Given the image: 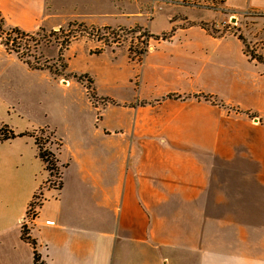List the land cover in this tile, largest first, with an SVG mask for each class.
Returning <instances> with one entry per match:
<instances>
[{
	"label": "crops",
	"instance_id": "obj_1",
	"mask_svg": "<svg viewBox=\"0 0 264 264\" xmlns=\"http://www.w3.org/2000/svg\"><path fill=\"white\" fill-rule=\"evenodd\" d=\"M53 1L44 0L49 7ZM226 2L264 7V0ZM83 3H73L63 25L103 28L113 20L117 28L145 27L140 11L93 13ZM116 15L136 21L126 27ZM177 22L163 33L170 39L145 52L139 64L126 57L133 70L126 84L130 95L99 98L108 103L95 113L94 128L70 124L61 188L46 184L26 134L49 125L14 128L0 120L16 136L0 142V264H35L34 252L44 264H216L224 247L239 244V231L264 232V110L245 101L264 92L247 87L264 76L263 64L250 60L241 41L242 49L232 37L202 30L214 42H234L240 52L234 54L251 70L249 78L236 71L224 79L218 52L188 47L186 35L196 25ZM75 42L62 55L63 77H73L59 83L82 90L77 75L68 72ZM17 64L24 75H46ZM10 105L0 99L11 117L17 110ZM99 156L106 157L103 170L97 169ZM38 193L41 202L27 221ZM26 225L35 248L22 239Z\"/></svg>",
	"mask_w": 264,
	"mask_h": 264
},
{
	"label": "rangeland",
	"instance_id": "obj_2",
	"mask_svg": "<svg viewBox=\"0 0 264 264\" xmlns=\"http://www.w3.org/2000/svg\"><path fill=\"white\" fill-rule=\"evenodd\" d=\"M83 1L93 7L95 10L93 13L132 14L140 11L145 18L138 21L145 23V27L117 28L113 20L108 27L109 30H104L106 27L82 25L96 31L119 32L118 46L111 36L105 39L87 38L83 35L67 40V34L72 28L70 25L76 22L64 25L62 23L66 21L65 16L71 13L73 3L84 4ZM103 15L98 17H106ZM117 15L113 17L120 18L117 22L126 27L136 21L127 15L119 17ZM186 17L194 22L187 23ZM176 20L178 24L182 22L180 23L182 27L196 25L190 28L191 32L186 35V39L190 41L188 47L196 45L218 52L220 63L217 70L224 79L230 78L236 71L249 78L251 70L234 54L240 53L234 42L217 43L200 31L208 30L207 32L214 33L215 37H232L239 42L241 49L242 45L237 36H242L251 50L264 59V7L232 6L227 4L226 0H54L50 7L44 0H0V30L7 32L17 29L31 35L27 37L12 33L6 36L5 32L0 34V48L5 50L0 56V99L12 104L10 106L17 110V114L10 117L0 108V120L8 119V124L14 128L49 125L51 131L45 127L26 134L33 138L34 143L36 137L44 149L54 152L62 165L64 153L67 154L68 143L72 138L69 133L70 124L94 128L95 113L100 114L103 105L108 103L99 98L122 99L123 96L126 98L130 95L126 84L131 80L133 70L127 66L126 57L139 64L142 57L152 50L155 44L170 39V35L163 33L171 31L172 23ZM57 22L61 23L60 27L50 28ZM79 31L80 29L76 30V33ZM151 32L158 36H153ZM144 34L146 35L143 36ZM182 37L185 38L184 35ZM7 39L9 44H12V49L18 50L23 59L6 50L3 43L5 44ZM73 41H76L71 49L74 62L68 72L77 75V78L80 76L89 78L95 90L87 78L80 81L83 91L77 87L66 89L60 86L59 81L73 77H63L65 60L60 55H63L64 50ZM91 42L94 44H90ZM99 50H104L100 56L90 55L91 51ZM140 52L142 54H138ZM25 61L40 68L39 70L44 71L47 76L41 73L35 76L24 75L17 62L35 71L28 67ZM24 85L30 88L26 89ZM247 87L264 91V76L258 82L248 81ZM88 98L97 108V112L92 110L90 104L88 105ZM245 101L264 110V92L248 97ZM113 121L116 122L117 119ZM3 125L5 124L0 122V127ZM7 129L12 131L9 127ZM4 133L8 135L7 131ZM88 138L95 144L92 142V135ZM35 149L38 153L36 145ZM93 153L98 154L96 150ZM96 159L97 169L103 170L107 167L106 157L99 156ZM43 170L47 178L46 184L50 180L49 186L59 188L61 172L58 170L57 175L54 177L52 175L53 178L49 179L44 165ZM64 171L65 168L62 171V178ZM65 176L69 178V173L67 172ZM41 199V193L35 194L31 201L32 205L27 210V221L33 218ZM239 239L241 243L238 245H228L219 252L221 255L217 256L219 262L216 264H262L264 232L239 231Z\"/></svg>",
	"mask_w": 264,
	"mask_h": 264
},
{
	"label": "trees",
	"instance_id": "obj_3",
	"mask_svg": "<svg viewBox=\"0 0 264 264\" xmlns=\"http://www.w3.org/2000/svg\"><path fill=\"white\" fill-rule=\"evenodd\" d=\"M82 25L83 24L76 22V23L70 25V27H73V26L85 27V26H82ZM201 28H203V27L201 26ZM104 30H109V28L106 27V28H104ZM206 31H208V30H206ZM4 32L2 30H0V34L4 33ZM12 33H16V34H19L21 36H27V37L31 36V35H29L27 33L25 34L24 32H21V31H19L17 29H13V30L7 31V32H5V35L6 36H10V34H12ZM212 35L215 36L214 33ZM237 38H238L239 41L242 42L244 53L250 58V60H253V61H255V62L259 63V64H263L264 65L263 57L261 55H257L253 51V49L251 50V48L249 47V44H247L246 40L242 36H237ZM0 39H1V36H0ZM3 46L6 48V50L15 53L17 56H19V58L23 59L21 57L22 55H20L18 50H13L12 49V44L11 45L9 44L8 39L5 42V44L3 43ZM101 53H102V50L93 52V54H101ZM60 55L62 56V54H60ZM25 63L31 69H35V70H39L40 69V68H37L36 66H32L27 61H25ZM65 69H66V64H64V66H63V70H65ZM50 71H51V69H50ZM74 77L77 78L76 76H74ZM78 78H77V80L80 82V81H82L83 78H87V77H81L80 76ZM87 79H88L89 83H91L89 78H87ZM203 98L204 99H208L207 97H204V96H203ZM7 127L8 126H6V125H3L2 127H0V142L11 140V139H14L16 137L15 134L12 131L7 129ZM4 131H7L8 135H5ZM53 136H54V134H53ZM35 145L37 147L38 158L43 163V165L45 166V170L47 171V173L49 174V177H50L49 179L53 178L54 175H57V171L58 170H59V172H61V173H59L61 175L60 178H59V180H60L59 188H61V186H62V174H63L62 171H63V168H66V166L64 164L61 165V163H60V161L58 159V156L54 152H51L48 149H44L43 146L39 143V141H38V139L36 137H35ZM59 145L61 147V143H59ZM52 175H53V177H52ZM49 181L50 180H48V184L51 183ZM59 188H57V189H59ZM31 205H32V203L30 204V206ZM22 239L27 241V242H29L35 248V241L31 239V237L29 235V230L26 227L22 228ZM34 262H35V264H44L43 262H40V257H39V255L36 252H34Z\"/></svg>",
	"mask_w": 264,
	"mask_h": 264
},
{
	"label": "built area",
	"instance_id": "obj_4",
	"mask_svg": "<svg viewBox=\"0 0 264 264\" xmlns=\"http://www.w3.org/2000/svg\"><path fill=\"white\" fill-rule=\"evenodd\" d=\"M80 29L79 32L76 33V30ZM86 29V30H85ZM144 33V32H143ZM85 35V37H89V38H105L107 39L109 36H111L114 40H115V45L118 46L120 44V36H119V32H104L103 31H96L93 30L92 28H85V27H78V26H73L71 28V30L68 32L67 34V40L70 39H75L76 37H80ZM140 35H142L140 33ZM146 34H144L143 36H145ZM91 101V99H89Z\"/></svg>",
	"mask_w": 264,
	"mask_h": 264
}]
</instances>
